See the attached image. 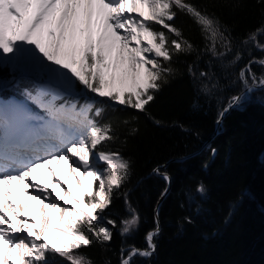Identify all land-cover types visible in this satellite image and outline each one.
Segmentation results:
<instances>
[{"label":"snow or ice","instance_id":"1","mask_svg":"<svg viewBox=\"0 0 264 264\" xmlns=\"http://www.w3.org/2000/svg\"><path fill=\"white\" fill-rule=\"evenodd\" d=\"M28 8L33 11L25 20L21 9ZM177 11L199 27L204 51L213 58L233 52L234 37L227 26L189 0H0V59L31 63L37 71L54 75L66 88L78 81L99 97L143 112L162 82L175 73L173 57L193 51L194 46L172 23ZM14 24L21 32L12 39L6 33L16 30ZM77 32L83 36L78 57ZM261 34L264 25L241 40L245 46L251 43L246 48L249 54L252 48L264 51V43L258 39ZM45 36L52 38L47 46ZM64 42L71 47L70 63L56 58ZM242 58L238 50L230 63L235 65ZM252 64L264 67V59L253 57L240 69L242 95L232 96L224 111L238 105L243 93L264 87V75L257 79ZM188 73L196 77L194 65L189 64ZM199 77L208 78L201 89L205 94L218 87L208 72L200 71ZM63 94L48 85L25 90V100L44 116L32 114L21 103L0 102V264H48L49 255L59 256L67 264H93L80 249L90 247L92 237L102 245L112 239L111 228L102 223L103 214L112 204L114 190L127 178L130 161L118 151L98 150L101 144L116 139L111 124H95L89 118L90 104L80 108L75 103L57 105ZM61 161L75 181V192L55 179L51 165ZM101 163L102 170L97 167ZM40 168L47 170V183L38 182L34 175ZM153 171L170 181L166 172ZM13 185L23 195L22 202L12 191ZM198 191L203 192V186ZM128 210L131 215L121 221V236L139 226V214L130 205ZM107 225L115 228L116 222L108 219ZM159 231L157 222L145 235L144 249L122 247L120 264H132L137 256L151 257Z\"/></svg>","mask_w":264,"mask_h":264},{"label":"trees","instance_id":"2","mask_svg":"<svg viewBox=\"0 0 264 264\" xmlns=\"http://www.w3.org/2000/svg\"><path fill=\"white\" fill-rule=\"evenodd\" d=\"M189 2L215 14L221 26H227L234 37L233 52L222 59L213 58L204 51L199 27L188 15L177 11L172 23L194 46L193 51L173 57L175 73L162 82L146 110L106 103L96 106L99 114L97 109L91 110L94 123H110L111 134L116 137L98 146V150L118 151L131 165L103 214L102 223L113 233L110 243L102 245L92 237V245L80 249L93 264H120L122 247L146 248L145 235L156 227L154 208L166 187L162 176L152 170L168 159L197 151L214 131L230 98L243 89L238 79L240 69L253 57L264 59V51L252 48L249 54L246 48H251V43L241 44L249 33L264 25V0ZM258 39L264 43V34ZM238 50L243 58L233 65L230 62ZM189 64L195 66L196 77L189 75ZM251 69L257 79L264 75V67L252 64ZM200 71L208 72L218 84L211 93L201 90L208 78L199 77ZM12 73L0 66L1 80L9 79ZM17 79V84L4 89L3 95L23 96L25 90L34 89L29 78ZM212 149H216L214 157ZM161 171L170 176L171 188L158 207L156 251L149 258L134 257L132 264H264V88L225 114L209 146L182 161L169 163ZM201 186L203 192L198 191ZM129 205L139 214V226L128 236H121V221L131 215ZM108 219L116 222L115 228L107 225ZM48 264L67 261L49 255Z\"/></svg>","mask_w":264,"mask_h":264},{"label":"bare ground","instance_id":"3","mask_svg":"<svg viewBox=\"0 0 264 264\" xmlns=\"http://www.w3.org/2000/svg\"><path fill=\"white\" fill-rule=\"evenodd\" d=\"M21 11H22V15L24 16V18L26 20L31 15L33 9L32 8L21 9ZM80 12H81V18H82L83 17V10H80ZM133 15H135V13H133ZM95 18L96 17H95V14H94L93 15V20L94 21H95ZM12 20L14 21L15 18H12ZM81 26H83V25L81 24ZM14 27L16 29L15 31L10 29L6 33V35L9 38H12V39H15L16 36H18L20 34V32H21V27L20 26L14 24ZM51 39L52 38L45 36L44 42H45L46 46H47L48 42ZM75 44H76V47H77V53L76 54H77V57H78V55H79V51L78 50H79L80 47L83 46V36L79 32H77V37H76ZM71 55H72L71 47L68 45L67 42H64L62 44L61 50H60V52H59V54H58V56L56 58L60 59L62 63H70ZM0 61L5 62V60H3V59H0ZM7 62L9 64L19 63L22 66V68L24 70V73L27 74V75H32V76L36 75V76L42 77L41 78V84L42 85H48V86H50V87H52L54 89H57V90H59L62 86H65L64 83H62L54 75H52V74H50V73H48L46 71L45 72L37 71L33 67V65L31 63H28V62H16L15 60H7ZM73 67H76V66L73 65ZM65 71H67V70H65ZM73 80H75L74 77H73ZM13 102L21 103L24 106L27 103L26 101H24L22 99L11 97L8 101L5 102V104H9V103H13ZM56 104L60 105V100L59 99L56 100ZM51 167L55 171V179H58L64 187H66V188L70 187L73 190V192H75L76 184H75V181L67 173V165H65L64 162L61 161L59 163L53 162ZM34 175L36 176L38 182L47 183V170L46 169H44V168L36 169L35 172H34ZM66 179H67L68 183L64 184V181ZM12 191L14 192V194H16L18 196L19 200L22 202L23 201V195L16 193L15 185H13ZM56 191H59V189H56Z\"/></svg>","mask_w":264,"mask_h":264},{"label":"rangeland","instance_id":"4","mask_svg":"<svg viewBox=\"0 0 264 264\" xmlns=\"http://www.w3.org/2000/svg\"><path fill=\"white\" fill-rule=\"evenodd\" d=\"M154 26V25H153ZM158 26V25H156ZM160 28V26H158ZM0 66H6L9 68L10 71H13L14 74H19V76H27V74L24 73V70L22 68V66L19 63H12L9 64L7 62V60H5V62L0 61ZM31 77L32 81L36 84V87L41 84V78L39 76H32V75H28ZM75 81V80H74ZM16 83V79L13 78L12 76L8 79V80H3L0 81V89L1 88H5L7 86H13ZM60 92L64 93L59 100L61 99V102H65L66 99L68 97L72 98V102L70 103H75L77 108H80L86 104H90L91 105V109H97V105L99 104H103L106 103L109 106H118V107H122L124 105H120L118 102L115 101H111L109 98H104V97H99L97 94L91 93L88 90H85L83 88L82 85L79 84L78 81H75V83H73L72 87L66 88L65 86H62L59 89ZM10 99V97H8L6 100H3L2 98H0V102H6ZM29 102V101H26ZM31 103V102H30ZM90 109V110H91ZM37 116V115H36ZM103 221V220H102Z\"/></svg>","mask_w":264,"mask_h":264},{"label":"water","instance_id":"5","mask_svg":"<svg viewBox=\"0 0 264 264\" xmlns=\"http://www.w3.org/2000/svg\"><path fill=\"white\" fill-rule=\"evenodd\" d=\"M262 88H264V87H257V88H255L252 92L243 93V98L241 99V101H242L243 99H249V96H250L251 93H253V92H255V91L259 90V89H262ZM242 90H243V89H242ZM242 90H241L238 94H236L235 96L242 95ZM241 101H240V102H241ZM227 105H228V104H227ZM227 105H226V106H227ZM226 106H225V107H226ZM236 106H237V105H234L233 107L229 108L227 111H224V109H223V110L221 111V112H223V115H222V116L220 115V114H221V112H220L219 117H218L217 122H216V125H215V128H214V131H213L212 134L207 138V140H206V141H205V142L199 147V149H197V151L192 152V153H190V154H188V155H185V156H183V157L168 159L165 163L160 164V165L154 167V169L159 168L161 174H162V173H165L164 171H161V170H164V169L169 165V163H171V162H179V161H182V160H184V159H186V158H188V157H190V156H192V155H194V154L200 152L204 147L209 146V145L211 144L212 140L214 139V137L216 136V134L218 133V130H219V128L221 127L222 119L224 118L225 114H226L230 109H232V108H234V107H236ZM225 107H224V108H225ZM214 150H215L214 153H213V149H212V152H211L212 157H214L215 154H216V149H214ZM152 173L155 174V175H158V174H156L153 170H152ZM160 176H162V175H160ZM168 176H169V175H168ZM169 177H170V176H169ZM170 188H171V178H170V181H167V182H166V187L164 188V190H163L162 193L160 194V196H159V198H158V200H157V202H156L155 208H154V217H155L156 224H157V222H158V225H159V220H158V207H159V205L161 204V202H162V200L164 199V197L166 196V194L169 192ZM165 190H166V191H165ZM159 229H160V225H159ZM159 233H160V231H159ZM158 236H159V234H158ZM158 236H157V237H158ZM155 243H156V242H155ZM153 254H154V253H153Z\"/></svg>","mask_w":264,"mask_h":264}]
</instances>
